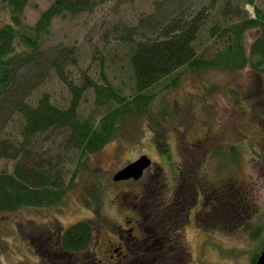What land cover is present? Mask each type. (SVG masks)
I'll use <instances>...</instances> for the list:
<instances>
[{
	"label": "rangeland",
	"instance_id": "obj_1",
	"mask_svg": "<svg viewBox=\"0 0 264 264\" xmlns=\"http://www.w3.org/2000/svg\"><path fill=\"white\" fill-rule=\"evenodd\" d=\"M55 1L30 0L23 23L35 26ZM100 1L92 13L57 17L44 37L39 61L20 71L23 81L39 87L33 103L49 94L65 108L75 97L73 89H81L80 112L97 122L120 105L99 100L93 84L111 86L124 96L136 93L132 66L136 43L162 39L174 22L200 16L194 46L202 57L212 58L227 47L230 26L257 19V10L264 17V0L253 5L248 0ZM2 20L8 21V16L0 0V24ZM260 35L259 28L246 32L248 49ZM62 49H73L75 56L68 58L59 76L52 61ZM147 93L152 96L148 111L143 116L132 114L99 153L81 158L79 153H69L62 146L63 138L53 132L34 139L32 148L62 169L68 190L56 206L25 207L2 215L0 264H117V255L103 254L112 250L110 240H116L109 238V228L129 220L134 210L129 204L139 192L147 194L152 187L159 194L180 188V142L196 139L204 140L202 150L208 159L217 152L218 159H210L208 170L217 188L227 180L233 193H246L247 212H234L237 218L228 233L207 238V243L201 234H188L184 243L191 245L194 261L180 264H255L254 257L264 250V75L249 66L238 71L183 68ZM16 132L17 124H11L3 135L15 137ZM220 150L228 151L231 161L221 165ZM142 155L150 156L154 164L140 181H114L119 171ZM203 158L202 153L197 159ZM15 166L16 161L2 159L0 173L12 174ZM210 203L216 202L212 198ZM234 203L240 204L238 197ZM78 224L89 229V239L68 249L67 231ZM61 234V247L87 251L83 254L89 259L65 256L56 246Z\"/></svg>",
	"mask_w": 264,
	"mask_h": 264
},
{
	"label": "trees",
	"instance_id": "obj_2",
	"mask_svg": "<svg viewBox=\"0 0 264 264\" xmlns=\"http://www.w3.org/2000/svg\"><path fill=\"white\" fill-rule=\"evenodd\" d=\"M29 1L1 0L8 21L2 20L0 24V160H14L16 166L12 174L0 173V221L3 214L25 207L56 206L66 196L68 185L64 182L62 169L32 148L39 135L53 132L63 138L62 146L69 153H79L80 158L90 156L111 142L135 112L143 116L148 111L152 103L149 90L183 68L238 71L249 66L257 74L264 75V17L259 10L257 19H245L228 28L227 47L212 58L202 57L194 46L202 24L201 17L197 16L190 22H174L166 28L162 39L135 44L132 57L135 95L124 96L111 86L93 84L99 100L105 104L115 100L120 105L99 121L82 116L81 89H73L75 97L65 108L55 104L49 94H43L33 103L34 92L39 87L23 81L19 73L39 61L44 37L50 33L54 20L60 16L92 13L101 1L56 0L33 27L23 23ZM254 2L248 0L251 5ZM254 28H259L261 35L248 49L245 34ZM55 56L52 66L61 76L66 61L74 58L75 52L62 49ZM11 124H17V135L4 136L3 132ZM88 233L84 224L70 228L66 248H74L82 240L89 239ZM258 256L254 257L253 263Z\"/></svg>",
	"mask_w": 264,
	"mask_h": 264
},
{
	"label": "flooded vegetation",
	"instance_id": "obj_3",
	"mask_svg": "<svg viewBox=\"0 0 264 264\" xmlns=\"http://www.w3.org/2000/svg\"><path fill=\"white\" fill-rule=\"evenodd\" d=\"M261 128L264 131V125ZM182 143L186 147L181 148ZM204 146V140L200 139L180 142V188L164 189L159 194L152 192V187L147 194L139 192L138 197L129 204L134 209L129 220L123 218V225L109 228V238L115 237L116 240H110L112 250L103 251L104 255H109L110 252L117 255V264H180L183 260L192 262L194 254L191 245L184 243L188 234H201L204 236V243H207V238L216 234L218 236L222 232L228 233L237 218L234 212H247L246 193H233L231 182L228 183L227 180L222 187L217 188L213 176L208 172L211 160L218 159L217 152L212 153L210 160L207 152L202 150ZM202 153L204 158L199 162L197 158ZM220 154L221 165L231 161L228 151L224 153L220 150ZM223 168L227 170L224 166ZM200 175L203 181L197 177ZM162 195L164 196L161 197ZM234 197L240 200V207L234 203ZM212 198L215 204L210 203ZM165 199L171 200V203ZM61 237L62 234L56 246L65 256L89 259L84 257L87 254H83L87 251L72 252L61 247Z\"/></svg>",
	"mask_w": 264,
	"mask_h": 264
},
{
	"label": "water",
	"instance_id": "obj_4",
	"mask_svg": "<svg viewBox=\"0 0 264 264\" xmlns=\"http://www.w3.org/2000/svg\"><path fill=\"white\" fill-rule=\"evenodd\" d=\"M152 160L147 155L140 157L133 163H130L124 169L119 171L114 176V181H124V180H139L144 176V172L152 166ZM256 264H264V250L260 255Z\"/></svg>",
	"mask_w": 264,
	"mask_h": 264
}]
</instances>
